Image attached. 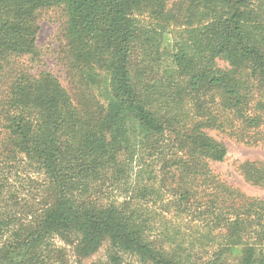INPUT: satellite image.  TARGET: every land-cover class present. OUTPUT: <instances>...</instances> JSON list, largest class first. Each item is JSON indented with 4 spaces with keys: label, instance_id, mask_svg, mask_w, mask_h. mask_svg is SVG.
<instances>
[{
    "label": "trees",
    "instance_id": "16d2710c",
    "mask_svg": "<svg viewBox=\"0 0 264 264\" xmlns=\"http://www.w3.org/2000/svg\"><path fill=\"white\" fill-rule=\"evenodd\" d=\"M47 11L67 86L31 67ZM210 131L264 138V0H0V264H68L67 245L105 264H264V200L218 179ZM256 164L245 179L264 187Z\"/></svg>",
    "mask_w": 264,
    "mask_h": 264
},
{
    "label": "rangeland",
    "instance_id": "374dc122",
    "mask_svg": "<svg viewBox=\"0 0 264 264\" xmlns=\"http://www.w3.org/2000/svg\"><path fill=\"white\" fill-rule=\"evenodd\" d=\"M181 0H170V6ZM62 22L56 11L45 12L40 21V32L37 38V47L39 57L31 64L35 73L47 71L57 77L64 86L68 85L67 72L64 66L63 50L64 41L62 38ZM220 67L226 66L219 62ZM210 136L223 142L227 147V157L222 163H213L212 169L215 175L222 182L240 190L247 196L264 200V187H258L245 179L244 164L246 162L257 163L264 168V138L260 134L255 136L250 134V142L239 141L237 138L230 136L228 133L210 131ZM254 139V140H253ZM258 144H253V141ZM262 141V142H260ZM256 164V165H257ZM18 165V166H17ZM23 162L13 163V177L9 183L11 192L18 195L20 199L27 198L29 191L28 170L24 167ZM58 244L65 246L66 243L58 239ZM67 250L68 264H105V247H102L97 254L89 258H80L76 256L70 246H65ZM136 259L130 258L125 264H135Z\"/></svg>",
    "mask_w": 264,
    "mask_h": 264
}]
</instances>
